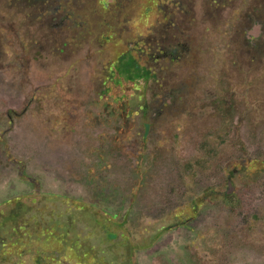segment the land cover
I'll list each match as a JSON object with an SVG mask.
<instances>
[{
  "label": "rangeland",
  "instance_id": "374dc122",
  "mask_svg": "<svg viewBox=\"0 0 264 264\" xmlns=\"http://www.w3.org/2000/svg\"><path fill=\"white\" fill-rule=\"evenodd\" d=\"M122 54L150 78L119 80ZM0 239L264 264V0H0Z\"/></svg>",
  "mask_w": 264,
  "mask_h": 264
},
{
  "label": "trees",
  "instance_id": "16d2710c",
  "mask_svg": "<svg viewBox=\"0 0 264 264\" xmlns=\"http://www.w3.org/2000/svg\"><path fill=\"white\" fill-rule=\"evenodd\" d=\"M148 7H146L147 9ZM120 62L118 66L114 67L115 76H118L119 80H123L126 82H134L139 78H144L145 81L150 78V72L145 70L142 66L137 65L136 61L132 57H127L125 54H122L116 62ZM115 62V64H116ZM114 64V65H115ZM118 85V82H115ZM113 84V83H112ZM107 104V103H106ZM113 112L121 117L122 121L125 123L127 121L126 110H123V104L120 103L117 107H113ZM143 155H141L142 157ZM110 216V215H109ZM11 217V216H9ZM15 217L12 215V218ZM112 217V216H110ZM123 226V222H120ZM108 238H112L113 236H107ZM17 243H6L4 239H0V264H42V260L39 263L36 260L29 261L30 255H33V258L36 259L39 256V250L35 251L31 248H27L26 246L17 247ZM27 251V252H26ZM32 252V253H31ZM87 264H96L94 261H87Z\"/></svg>",
  "mask_w": 264,
  "mask_h": 264
},
{
  "label": "flooded vegetation",
  "instance_id": "af4514ba",
  "mask_svg": "<svg viewBox=\"0 0 264 264\" xmlns=\"http://www.w3.org/2000/svg\"><path fill=\"white\" fill-rule=\"evenodd\" d=\"M171 34L176 35L173 32ZM174 37L175 36H172V38ZM175 42H177V38H175ZM170 46L172 47V51H170L168 54L170 55V59H172V61L173 59L179 60V57L177 56V51H178V54H181L183 56L188 51L187 42L178 43V48H177V45L174 43L173 44L170 43Z\"/></svg>",
  "mask_w": 264,
  "mask_h": 264
}]
</instances>
